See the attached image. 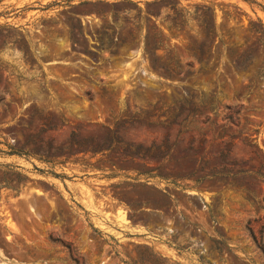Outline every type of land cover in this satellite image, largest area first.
Instances as JSON below:
<instances>
[{
  "label": "rangeland",
  "instance_id": "1",
  "mask_svg": "<svg viewBox=\"0 0 264 264\" xmlns=\"http://www.w3.org/2000/svg\"><path fill=\"white\" fill-rule=\"evenodd\" d=\"M264 0H0V264H264Z\"/></svg>",
  "mask_w": 264,
  "mask_h": 264
},
{
  "label": "trees",
  "instance_id": "2",
  "mask_svg": "<svg viewBox=\"0 0 264 264\" xmlns=\"http://www.w3.org/2000/svg\"><path fill=\"white\" fill-rule=\"evenodd\" d=\"M261 36H263L264 39V25H262L261 29L257 31ZM263 69H264V63H263Z\"/></svg>",
  "mask_w": 264,
  "mask_h": 264
}]
</instances>
